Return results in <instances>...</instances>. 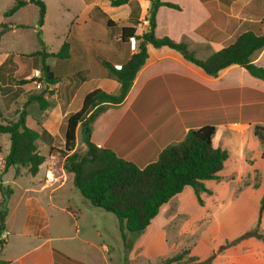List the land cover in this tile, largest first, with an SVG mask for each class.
<instances>
[{
  "label": "crops",
  "instance_id": "0c3cea01",
  "mask_svg": "<svg viewBox=\"0 0 264 264\" xmlns=\"http://www.w3.org/2000/svg\"><path fill=\"white\" fill-rule=\"evenodd\" d=\"M161 1L175 3L179 9L166 5L157 8L155 36L185 42L198 58H205L231 44L244 31L264 34V0ZM76 5L78 10H72L65 29L54 32L57 45L54 51L59 49L74 25L77 36L83 39L84 51L79 54L54 60L53 57L28 55L41 48L45 52L53 51L44 37L47 12L41 26H31L37 44L33 49L24 52L15 45L0 48V66L6 60L0 68V123H5L14 104L34 91L27 84L21 86L18 80L31 79L37 73L42 75L41 67L45 63L58 80L47 85L50 91L46 95L47 107L40 109L33 103L27 107L25 121L37 131L45 129L59 148L64 144V119L81 107L86 93L94 89L110 93L119 91V83L107 76L104 61L121 65L136 50L131 49L128 42H121L117 31L106 28L100 12H95L93 18H90V12L98 7L112 20H137V34L149 27L150 0H128L115 6L110 0H77ZM11 16L7 17L10 27L0 34V45L4 44L7 33L27 28L18 27L28 24L11 21ZM38 29L43 46L37 39ZM251 60L264 68V47L253 52ZM77 71H85V78H76L74 73ZM33 107L40 111L36 117L31 114ZM204 124L215 126L212 144L226 150L228 157L216 179L203 181L207 191L200 193L202 203L198 202L193 189L185 186L160 207L145 230L136 235L128 234L133 249L141 250L144 264H152L149 260L161 254L166 256V251L173 253L174 246L178 247L174 253L182 252L184 249L175 243L177 234H183L192 226V230L203 226L207 231L208 225L213 232L212 237H208L211 242L199 240L196 242L198 248L195 243L189 244L194 248L191 256L204 259L214 252L211 264H264V241L255 235L243 236L245 231L264 235V207L260 209L259 230L251 228L264 191V147L253 134L254 125H264V80L237 64L211 76L177 50L168 46L153 47L148 43L146 62L136 73L125 98L118 104H106L91 121L90 140L143 167L154 161L166 145L180 141L188 130ZM2 135L0 138L5 144H0V166L9 148L8 135ZM79 142L84 151L86 146L80 124L76 128L75 149ZM47 153H41L45 159L37 173L26 174L29 176L26 183L18 187L22 191V211L19 221L9 226L10 199L16 191V179L23 175H15V168L9 167L7 173L0 176V183L9 184L12 189L4 222L8 236L0 246V264H111V246L104 244L108 233L100 230L108 232L111 218L98 211L96 220L95 211H91L89 221L81 217L73 200V174L63 169V158L52 166L50 163L56 154ZM48 173H51V179L46 177ZM8 174L12 176L10 180H6ZM260 179L262 184H258ZM248 191L256 192L252 194V202ZM39 213L42 215L38 222L35 218ZM52 215L55 216L53 222L50 221ZM63 217L66 220L73 218V224L64 221ZM99 217L108 221V226L99 223ZM178 217L188 220L177 225ZM238 218H243L245 227L235 231ZM111 220L112 225L117 224L120 235L117 219ZM196 223L201 225L195 227ZM222 224L228 229L222 231ZM119 235L118 239L121 238Z\"/></svg>",
  "mask_w": 264,
  "mask_h": 264
},
{
  "label": "trees",
  "instance_id": "16d2710c",
  "mask_svg": "<svg viewBox=\"0 0 264 264\" xmlns=\"http://www.w3.org/2000/svg\"><path fill=\"white\" fill-rule=\"evenodd\" d=\"M128 0H110L111 5H120ZM148 10V30L141 34L136 33L137 20L116 21L107 18L106 14L95 7L90 12L93 18L95 12H100L105 19L108 30L117 31L121 42H128L131 37L137 40V49L121 63L119 68L104 61L107 76L116 80L120 87L117 93H110L102 89H94L85 94L81 107L67 115L64 119V144L61 148L53 144L52 136L45 130L37 131L26 124L27 105L35 102L40 109L47 107V85L55 83V77L49 67L42 64V75L31 79H21L20 85L42 82L43 89L27 93L22 109L17 119L12 122L0 123V134L9 138V148L4 156L3 170L8 167H27L30 174L37 173L39 165L45 156L37 149V140L45 142L49 149L48 154H58L63 157L62 167L66 172L73 174V185L83 198L96 208L114 214L117 218L120 237L126 249L131 246L129 233H140L149 225L152 218L159 212L160 207L172 196L181 192L185 186H190L199 203H202L200 193L207 191L204 180L216 179L218 172L228 157L226 150L214 147L212 137L215 133L213 124H204L198 128L190 129L178 142L166 145L157 158L143 167L117 156L111 149L99 147L90 140V123L99 114L106 104H118L126 96L138 70L147 59V44L153 47L168 46L181 53L191 63L199 66L206 74L216 76L219 71L229 65L237 64L245 68L250 74L264 80V68L251 60L256 50L264 47V34H255L247 30L239 34L229 45L224 46L205 58L196 57L182 41H174L168 36L156 37L155 15L161 5L179 9L175 3L161 0H150ZM31 3L37 7V26L43 24L46 12L44 0H15L3 11L4 17H9L17 10ZM4 23H0V26ZM77 25V24H76ZM18 27H28L19 24ZM79 26V25H78ZM1 34V33H0ZM37 39L41 46L40 30ZM83 39H79L75 27L72 25L64 42L57 51L45 52L42 48L30 52L28 55H41L53 58H67L84 51ZM82 47V48H81ZM74 76L85 78V71H77ZM80 124L82 139L86 149L83 152L74 151L76 143V128ZM253 134L264 147V125L256 124ZM264 156V149L262 152ZM12 193L10 187L5 191L0 183V233L4 230L7 216V200ZM264 207V191L260 199V209ZM255 235L264 241V235L251 231L243 236ZM0 240V246L3 244ZM214 255L199 259L189 256L186 250L171 257L165 258L158 264H181L179 260L185 257L184 264H211ZM123 264H130L125 261Z\"/></svg>",
  "mask_w": 264,
  "mask_h": 264
},
{
  "label": "rangeland",
  "instance_id": "374dc122",
  "mask_svg": "<svg viewBox=\"0 0 264 264\" xmlns=\"http://www.w3.org/2000/svg\"><path fill=\"white\" fill-rule=\"evenodd\" d=\"M14 2H15V0H0V23H4L0 26V33L3 32L4 30H7L11 25V22L8 21L9 19L7 17L5 18L3 16V11L6 10L7 8H9ZM44 2L47 4L46 21H45V25H44V37L47 40L49 48L54 51L57 48V45L55 43L54 32L59 33L65 29L66 23L68 22V20H70L69 15L72 14V10H78L77 5H76L77 0H44ZM67 8H68V10H67ZM10 20L14 21V22H21V23L28 24L29 27H27L25 29L24 28L18 29L17 32L13 33V34L7 33L5 36L4 44L0 45V48L6 49L9 46L15 45V46H20L24 52H28L31 49H33L34 46H36L37 44H36V39L33 38V32H32L31 26L36 25L37 7L30 3L26 7H23L21 9H19L18 11H16L10 17ZM36 27L38 28L39 26L36 25L34 28H36ZM8 32H11V31H8ZM35 35H36V33H35ZM129 46H130V43H129ZM1 51H3V50H1ZM53 60H54V58H53ZM5 64H6V60L3 61L0 68ZM33 77L35 78L37 76H33ZM18 81H22V80L19 79ZM9 82L11 83L12 81H9ZM30 85H31V87H29V88L31 90H34V91H39V90L43 89V87H44V84H42L40 87H37L35 83H32ZM20 89H23V88L20 87ZM24 101L25 100L18 101L16 104H14V106L11 108V112L4 119L5 123L6 122H12V121L17 119L18 112L22 109ZM33 103H35V102H33ZM33 103L28 104L27 107L31 106ZM37 107H38V105H37ZM39 112L40 111L36 107H33L31 109V114L34 117H36ZM64 128H65V126H64ZM1 136H3V135L0 134V137ZM4 136H6V135H4ZM79 136H80V130H79ZM38 143H39L38 144L39 148H37V149L39 150V152H41V153L48 152L47 151L48 147L46 144L41 143L40 140L38 141ZM0 144L1 145L5 144V142L3 140H1V138H0ZM53 144L57 145L58 143L56 141L55 142L53 141ZM78 144L79 145H78L77 149H75V147H74V151L83 152L80 149V142ZM75 145H76V143H75ZM62 158H63L62 156L56 154L55 158L52 157V162L50 164L52 166H55V164L59 163ZM3 162H4V159L1 163L2 165L0 166V176H1V174H4L9 168L8 167L6 170H3ZM14 168H15V175L20 174L23 176L16 179L18 183L14 186L16 191H15V194L13 195V197L10 199L11 215L7 221L8 226L15 224L19 221L21 211H22V202L23 201L21 200V197H20V194L22 191L18 187L20 185H24L26 183V180L29 178V176L26 175L29 173L27 167L17 166ZM46 177L51 179V177H52L51 173H48V175ZM10 178H12V176H10L9 174L6 175V180H8V179L10 180ZM63 180H65L64 177H63ZM257 181H258V184L259 183L262 184V182H263L261 179H260V181L259 180H257ZM239 184L241 185L240 182H239ZM4 187H5V191H6L7 188L10 186H9V184H4ZM255 188L256 187H254V189ZM73 189L75 191L74 196H73V200L75 201L77 208L80 210L81 217H86L85 220L86 219H87V221L90 220L91 215L93 214V213H91V211H95L94 219L96 220V217H98V215H99V213H96V211H98L100 213H107V215L111 219L113 218L116 221L117 218L114 216V214L107 212L105 210H102L100 208L93 207L89 203L88 200H86L85 198H83L81 196V194L79 193V191L77 190L76 187H74ZM253 191H255V190H253ZM248 192L250 194L249 200H250V202H252V199H253L252 194L256 193V192H250V191H248ZM8 199H9V197H8ZM256 199H257V197H256ZM0 200H1V196H0ZM7 202H8V200H7ZM6 206H7V204H6ZM7 212H8V207H7ZM260 213H261V210L259 207V209H257V213H255L256 214L255 222H253L252 223L253 225L251 226V228H253V230H259L258 226H259ZM41 215L42 214H40V213L36 214V216L38 218L36 217L35 219L38 220L41 217ZM63 218H64V221H66V222H70L72 224L74 222L73 218H71L70 220L69 219L66 220L65 217H63ZM54 219H55V216L52 215L50 218V221L53 222ZM111 219L109 220V222L106 221L109 224V226H108V224L99 217V223H104L105 225L108 226V229H109L108 232H107V230L105 232L99 226V228L102 232L108 233V237H105V239H104V244H108L111 246V248H110V250H111L110 251L111 252L110 253L111 264H123L125 261L129 262L130 264H144L145 261L141 257V250L133 249L132 245L128 249H126L124 247V245L121 243L122 240L120 241L121 238H119V239L117 238L119 235L118 230H117L118 229L117 224H115V226H114V224L112 225ZM186 220H188V219H186L184 217H178L176 219V223H177V225H180V224L183 225L184 223H186ZM39 221L40 220H38V222ZM238 223H239L238 226L235 227V229H236L235 231L243 230V228L245 227V223L243 222V218H241V219L238 218ZM200 225H201V223L200 224L199 223L194 224L195 227L200 226ZM193 228H194L193 226L190 228L187 227L183 231V234H177L176 233L177 238H175V243L179 247H181L182 250L183 249L189 250V252H188L189 256H191V253L194 250L193 247H189V246H191L189 244L195 243V244H197L196 248H198L199 244L196 243L197 241H199V240L204 241L205 240V241L209 242L210 240L208 239V237L211 238L212 234H213L212 229L209 227V225L207 227V231H206V228H203V226L200 228L198 227L195 230H192ZM227 229L228 228L225 227L224 224H222L221 230L224 231ZM245 233H246V231H245ZM245 233H243V234H245ZM133 234L136 235L137 233H133ZM119 237H120V235H119ZM192 240H194V241H192ZM176 248H178V247H175V246L173 247V249H172L173 253H170V251H168V252L166 251V253H165L166 256H163V254H161V256H156L154 259H150L149 262L152 264H158V263L162 262L165 258L171 257L172 255L176 254V253H174ZM196 248H195V250H196ZM220 248L221 247H219L218 249H220ZM97 254H98V252H97ZM210 255H214V252L211 253ZM210 255H207V257ZM207 257H205V258H207ZM99 259H101V260L103 259L101 257L100 253H99ZM184 259H185V257L182 258L181 260H179V262L181 264H184L185 263Z\"/></svg>",
  "mask_w": 264,
  "mask_h": 264
},
{
  "label": "built area",
  "instance_id": "2783aa9c",
  "mask_svg": "<svg viewBox=\"0 0 264 264\" xmlns=\"http://www.w3.org/2000/svg\"><path fill=\"white\" fill-rule=\"evenodd\" d=\"M129 43H130L131 49H133V50L134 49H137V47H136V40L134 39V37H131L129 39ZM115 67L116 68H119L120 65H115ZM36 75H37V77H40V74L37 73ZM35 84H36L37 87H40L42 85V82L39 81V82H36ZM7 236H8V231L2 230L1 233H0V240H3Z\"/></svg>",
  "mask_w": 264,
  "mask_h": 264
}]
</instances>
